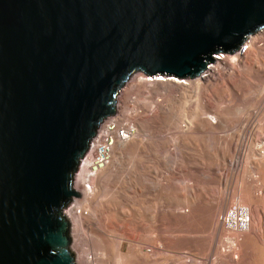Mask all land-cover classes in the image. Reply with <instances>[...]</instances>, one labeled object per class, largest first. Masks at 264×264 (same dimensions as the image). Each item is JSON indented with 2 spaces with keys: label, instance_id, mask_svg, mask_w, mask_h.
<instances>
[{
  "label": "water",
  "instance_id": "95a60500",
  "mask_svg": "<svg viewBox=\"0 0 264 264\" xmlns=\"http://www.w3.org/2000/svg\"><path fill=\"white\" fill-rule=\"evenodd\" d=\"M264 0H0V264H75L80 159L137 73L196 78Z\"/></svg>",
  "mask_w": 264,
  "mask_h": 264
},
{
  "label": "bare ground",
  "instance_id": "6f19581e",
  "mask_svg": "<svg viewBox=\"0 0 264 264\" xmlns=\"http://www.w3.org/2000/svg\"><path fill=\"white\" fill-rule=\"evenodd\" d=\"M256 35L250 37L245 51L235 52L224 58H214V64L209 65L204 73L196 78L188 77L187 80H181L182 78L155 76L149 79L141 76L142 83L140 82L141 84L137 83L132 88L130 87L131 92L137 91L141 99L145 94L144 100L146 98L150 100L149 102L143 101L144 104L142 103L141 105V108L145 111L143 115L123 103L125 105L123 107V116L129 120V124L134 128V136L129 142L116 145L113 158L104 169L95 175L85 170L82 175L78 176L77 187L74 189L80 195H83L85 203L75 205L63 213L70 224L68 236L72 247L71 250L74 257H76L75 264H160V259H163L160 256H163V251L167 248L175 252L181 263H185L182 260H186L187 255H184V257L183 254L187 250L189 252L195 251V249H200V246H202L201 244L199 245L197 237L190 236V225L191 227L193 226L192 222L197 217L200 218V221L201 219L204 221L207 232L209 230L214 234L219 233V238L226 236L225 238H236L239 241V248L237 247L239 251L233 247L230 248L232 249L231 253L229 250V253H225L224 240H218L222 241V245L219 244L220 248L216 246L217 256L219 259H224L223 261L218 260L219 263L264 264V59L262 60V57H264V52L262 51L264 49L259 45L261 38L263 39V37L259 38V36H264V31L260 32L259 36ZM245 72H249L252 75L249 74L250 77L246 78ZM253 78L263 85L260 93H258L259 91L257 94L253 91L251 93L248 88ZM159 96L168 99V102H170L167 103L168 106L165 105L164 107L163 104L162 106L160 102L155 100ZM176 101L183 104L184 107L175 108ZM188 103L191 104L189 105ZM173 106L176 110H173ZM161 122L165 123L164 126L174 130L166 127L169 131H173L171 137L169 136L170 134L168 138H164V134L161 136L160 130L164 128L163 125H160ZM199 137L212 141L214 144L222 143L225 147L222 165L220 161L221 166L218 164V168L215 171L212 170V168H215L214 165V167H210L213 172H209L210 168L207 169L203 174H205V178L209 179L203 178L204 180L201 175H197V170L195 172L189 171V169H194L190 168L193 167V162L191 161L197 162L201 160L197 159L201 155H198L199 157L190 154L189 156H187L188 154L185 155L186 151H188L185 148V144L191 145L190 141L193 142L192 140L194 139V142H196L195 139ZM196 145L194 147L198 148L199 146ZM182 146H185L186 151L184 149L182 151ZM174 150L177 153L178 151L186 152L181 157H185L192 164L190 166V163L188 165L187 162H183L184 165L190 166L189 168L186 166V170L188 169L187 171L192 172L193 176H195L194 173H196L197 177L201 176L200 180H203L204 184L213 185L217 191V197H214L213 201L210 199L212 202L205 200L208 202L205 203L202 199L203 197L201 198L199 193V195L196 194L195 189L193 192L190 190L182 198L173 199L175 203L171 212L159 214L157 213L158 211H155L157 214L154 213L156 216L153 215L154 222L151 220L152 215H149L151 209L149 210L150 212L146 209L150 180L147 174L149 171L144 170L146 168L143 167L142 162H145V165L150 159L152 161L157 160V163H159L164 156H167L166 154L174 152ZM193 152L192 149L190 153ZM178 156H175V158L180 157ZM213 156L217 159L216 154ZM130 160L133 162V167L127 164V161ZM196 162L194 163L195 165ZM128 165L132 167L133 171L136 169L139 172L134 171L136 174L132 172L133 175H131L132 173L130 174L131 171L129 172L130 175L124 172ZM184 165L182 164V171ZM202 167L204 169L203 165ZM207 167L209 166L207 165ZM125 171H129V168ZM123 172L124 174L127 173L125 174L126 176L122 175ZM210 173L214 175L213 180L210 179ZM192 174L190 175L192 176ZM162 189L161 187L160 191L165 196L168 192L165 188ZM228 190L239 194L236 196L237 194L234 195L232 192L231 194L234 196L228 200L225 196ZM132 191L135 195V199L134 197L132 199L135 201L130 200V196H128L129 192ZM206 193L208 194V192ZM168 194L172 193L169 192ZM104 198L106 199L104 200ZM234 203L243 204L250 210V229L244 233H238V235L227 234L226 231L222 230L224 228H219L221 225L219 216ZM186 205H188V208L190 206L187 211L183 210V206ZM105 212H108L106 214L112 217H110L111 220L115 218V222L120 219V221L118 220L120 224L117 225L116 223L117 226L109 228L111 222L110 226L107 227L109 223L106 224L107 221L105 223L104 220H101V218H107L108 215L105 217V214H103ZM110 218H107V220H110ZM150 220L154 224H158L159 227L163 224V221L164 223L168 221L176 228L185 227L188 234L184 238L182 237L183 239L181 238V240L175 238L166 240L165 237L161 236V230L160 233H158L159 231L157 232L158 234L154 232L158 235V238L155 236L156 234L153 235L156 237V240H154L151 236L153 234H151V230L153 232V228L155 229L157 225L152 228ZM150 227L152 228L151 230ZM170 227L169 229L167 227L165 231L170 230ZM156 229L159 230V228ZM181 231L184 230L182 229ZM205 245L211 246V244ZM199 249L198 253L202 252ZM184 250L186 251L183 253ZM210 250L206 249V252L208 253ZM250 250L253 252H250ZM237 252H239V257L242 258V260H240L241 258L239 259L241 262L235 261L234 255L238 254ZM194 256L189 258V261L186 260L188 263L185 264H202L194 259ZM215 260L213 261L215 262Z\"/></svg>",
  "mask_w": 264,
  "mask_h": 264
},
{
  "label": "rangeland",
  "instance_id": "374dc122",
  "mask_svg": "<svg viewBox=\"0 0 264 264\" xmlns=\"http://www.w3.org/2000/svg\"><path fill=\"white\" fill-rule=\"evenodd\" d=\"M257 34V35H256ZM255 35L256 36H259L258 34L259 33H256ZM254 36V35H253ZM261 37H263V39L261 38ZM259 38H261V42H260V44H261V47H262V49H264V36H259ZM259 44V45H260ZM262 52H264V50L262 51ZM229 55H231V54H228V53H218V54H216L215 55V58H217V57H221V58H224L225 56H229ZM264 59V57H262V60ZM212 64H214V63H209V65H212ZM208 65V66H209ZM204 73V72H203ZM247 74V75H246ZM249 72H245V76H246V78H248V77H250V75H252V74H250ZM141 76H143L144 78L146 77V78H152V77H155V76H159V77H164V78H176V79H181V78H178V77H171V76H167V75H154V76H148V75H146V74H143V73H137V74H135L134 76H132L131 77V79L124 85V87L121 89V93H120V95H119V97H120V101H121V105H122V107H124L125 105L124 104H127L132 110H135L136 109V111H138V112H140V114L141 115H143L144 114V109H142L141 107V105H142V103H143V101H145V102H149L150 100H148L147 98L144 100V96H146L145 94L143 95V98L141 99L140 98V96H139V94L137 93V91H132L131 92V88H132V86H134V84H139L140 82L142 83V81H141ZM181 80H187V78H182ZM255 81V82H254ZM140 83V84H141ZM262 83V82H261ZM257 84V85H256ZM264 85V84H263ZM262 84H260L259 83V81L257 80V79H252L251 81H250V83H249V85H248V88L250 89V92L251 93H255V94H257V92L258 93H260V90H262V86H263ZM259 86H261L260 88H259ZM131 87V88H130ZM264 87V86H263ZM258 88V89H257ZM253 89V90H252ZM253 91V92H252ZM129 95V96H128ZM128 97H129V100H128ZM126 98V99H125ZM137 98V99H136ZM126 100V101H125ZM155 100H157V102H160V104L162 105H164V107H165V105L166 106H168V104L167 103H170V102H168V99H166L165 97H163V96H159V98L157 97ZM159 100V101H158ZM252 100V99H251ZM140 101V102H139ZM154 101V100H153ZM124 103V104H123ZM176 103H177V101H176ZM175 103V108H183L184 106H183V104H181V103H177L176 104ZM144 104V103H143ZM172 104V103H171ZM171 104H169V105H171ZM189 105L191 104V103H188ZM193 104H195V103H193ZM162 105V106H163ZM178 105V106H177ZM188 105V106H189ZM174 106L172 107V108H174ZM177 106V107H176ZM188 106H186L187 108H189ZM173 109V110H176V109ZM179 108V109H180ZM186 108V109H187ZM130 109V110H131ZM171 112V111H170ZM163 121V120H162ZM165 122V121H164ZM162 123L161 122V124L160 125H163L164 126V124L165 123ZM168 125H170V124H168ZM162 126V127H163ZM166 127L167 126H164V128H160L159 130L161 131V136H163V134H164V138H168L169 136L171 137L172 135L171 134H173L172 132L174 131L172 128L170 129V127L168 128V129H170V130H173V131H169L168 129H166ZM170 134V135H169ZM169 135V136H168ZM199 139V140H198ZM196 138L195 139V141L196 142H194V139L192 140L193 142H191L190 141V143H191V145L190 144H185V146H182L183 148H182V151H183V149H184V151H186V150H188V151H186V152H184V153H186L185 155H187V156H189V154L190 155H194V156H196V157H199L198 155H201L199 158H197V159H201V160H198L197 162L196 161H191V162H193V167H190L192 164H191V162L188 160V159H185V157H181V156H184V153L183 152H179L178 151V153L174 150V152H169L168 154H170V153H172L171 155H168V154H166L167 156H164L161 160L162 161H160L159 163H157V160H148L147 162H146V164L144 165V163L145 162H142L143 163V167L144 168H146V169H144L145 171H149L147 174H148V177H149V186H150V189H149V192H148V195H147V201H146V209L149 211L150 209V213H149V215L151 216V220L152 221H154V216L153 215H155V214H157V213H169V212H171L172 211V209L174 208V203H175V199L176 198H179V197H183V196H185V195H187V192L189 193L190 192V190L193 192V190L196 192V194H200L201 195V198L205 201V200H209L208 202H212L213 200H214V197H217V191L214 189V186L212 185V186H210L211 184H209V186L207 185V183L206 184H204V182H203V180L204 179H209V178H205V174H203L204 172H206V170L207 169H209L210 167L212 168V167H214L215 166V168H212V170H216V168H218V164L220 165V161H221V165H222V161H223V159H222V156L225 154V147H224V145L222 144V143H216V144H214L212 141H209V140H206V139H204V138H202V137H199V138ZM201 139V140H200ZM203 139V140H202ZM170 140V139H169ZM197 141H199V142H197ZM193 143V144H192ZM196 143H197V145H196ZM199 143V144H198ZM201 144H202V146H201ZM193 145V146H192ZM194 145H196V146H199L198 148L197 147H194ZM190 147V149H189V147ZM186 148V150H185V148ZM194 147V148H193ZM192 149H193V153H195V154H193V153H190V152H192ZM198 149V150H197ZM201 152H200V151ZM173 151V150H172ZM190 151V152H189ZM201 153H199V152ZM176 152V153H175ZM224 152V153H223ZM197 153V154H196ZM181 154H183V155H181ZM207 154H209L208 156H207ZM217 155V159H215V156H213V155ZM221 154V155H220ZM181 157V159H180V157ZM170 156V157H169ZM172 156V157H171ZM175 156L177 157H179V158H175ZM182 158H183V160H182ZM184 159H185V161H184ZM213 159V160H212ZM215 159V160H214ZM131 161V160H130ZM127 161V164H129V165H131L132 167H133V162L131 161ZM155 161V162H154ZM180 161V162H179ZM212 161V162H211ZM218 161V162H217ZM161 162H162V165H161ZM179 162V163H178ZM186 163L187 162V164L189 165V163H190V166H187V165H184V163ZM196 162V165L194 164ZM217 162V163H216ZM131 163V164H130ZM178 163V164H177ZM215 163V164H214ZM173 164V165H172ZM175 164V165H174ZM176 164H177V167H176ZM182 164L184 165V168H183V171H185L184 173H183V171L181 170L182 169ZM198 164V165H197ZM217 164V165H216ZM128 165V167L127 168H125V170H127L128 168H129V171H125L124 170V172H127L128 174H129V172H130V174L133 172L134 173V171L135 172H139V171H136V169L133 171L131 168V166H129ZM147 165H148V168H147ZM152 165V166H151ZM202 165L204 166V169H202L203 167H202ZM207 165L209 166V167H207ZM212 165V166H211ZM214 165V166H213ZM220 165V166H221ZM154 166V167H153ZM157 166V168L159 169V170H161V171H159L157 168H155ZM163 168H162V167ZM186 166L189 168H194L193 170L192 169H189V171H192V172H195V170H197V175H201L202 176V179L203 180H200V178H201V176L199 177H197V175H196V173H194V175L195 176H193V174H192V172L190 173L189 171H187L186 170ZM153 167V168H152ZM179 167V168H178ZM196 167V168H195ZM206 167V168H205ZM167 168V169H166ZM174 168H177V169H174ZM198 168V169H197ZM199 168H200V170H199ZM211 168H210V170H209V172L211 171V172H213L212 170H211ZM150 169H152V170H150ZM168 169H169V172H168ZM180 169V170H179ZM154 170V171H153ZM171 170H172V172H175V173H172L171 172ZM156 171V172H155ZM200 171H203V172H200ZM124 172H123V174L122 173H120V174H122V175H125V174H127V173H125L124 174ZM178 172V173H177ZM189 172V173H188ZM133 173L131 174V175H133ZM187 173V174H186ZM202 173V174H201ZM129 174V175H130ZM134 174H136V173H134ZM185 174V175H184ZM190 174H192V176L194 177H192ZM211 174V173H210ZM209 174V175H210ZM121 175V176H122ZM208 175V174H207ZM126 176V175H125ZM212 178H214V175L213 174H211L210 175V179H212ZM168 179V180H167ZM183 179V180H182ZM196 180V182H195V180ZM199 180H200V182H199ZM213 180V179H212ZM211 180V181H212ZM158 181H160V182H158ZM181 181V182H180ZM194 181V182H193ZM198 181V182H197ZM78 182V181H77ZM76 182V183H77ZM197 184V185H196ZM158 185V186H157ZM170 185V186H169ZM207 185V186H206ZM167 186V187H166ZM75 187H77L76 186V184L74 185V188ZM161 187L164 189H166L167 190V192L169 193H172V194H168V193H166V195L164 196V193L162 192V191H160L161 190ZM174 187V188H173ZM193 187V188H192ZM195 187V188H194ZM213 188V189H212ZM76 189V188H75ZM162 189V190H163ZM170 190V191H169ZM214 190V191H213ZM212 193H211V192ZM161 192V193H160ZM175 192V193H174ZM206 192H208V194L206 193ZM215 192H216V194H215ZM229 193V195H227L228 193ZM234 193V195H236V196H238V194L239 193H235V191H232V190H230V192H229V190L228 191H226V197H227V199L229 200V199H231L233 196H232V194L231 193ZM206 193V194H205ZM198 194V195H199ZM109 195V194H108ZM133 195V196H132ZM179 195V196H178ZM128 196H130V200H132V201H135L134 199H135V195H134V192L132 191V192H129V194H128ZM149 196V197H148ZM162 196H163V199H162ZM210 196V197H209ZM132 197H134V199H132ZM164 197H166V198H164ZM107 198V200L109 199L108 198V196L106 197ZM106 198H104V200L106 199ZM149 198V199H148ZM170 198V199H169ZM175 198V199H174ZM155 199V200H154ZM167 201H166V200ZM174 199V200H173ZM210 199L212 200V201H210ZM155 201V202H154ZM160 201V202H159ZM170 201H173V202H170ZM147 202H148V204H147ZM158 202V203H157ZM207 201H205V203H208ZM85 203V198L83 197V195H81L80 197H78V198H74V200H73V202L71 203V205L67 208V209H65V211H67V210H69L71 207H73V206H75V205H78V204H84ZM154 203V204H153ZM130 205H132L131 203H130ZM156 208V209H155ZM189 208H190V206H189ZM188 208V205H186V206H183V210H188L189 209ZM161 210V211H160ZM155 211H158L157 213L155 212ZM106 213H108V212H105V213H103V214H105V217L108 215V214H106ZM155 213V214H154ZM104 216V215H103ZM102 216V217H103ZM156 216V215H155ZM111 216H107V218L109 219ZM220 217V216H219ZM107 218H105V219H103V218H101V220L103 221L104 220V222L106 223V221H107V223L106 224H108L109 223V225H107V227L108 226H110V223H111V226L109 227V228H111V227H115V226H117L118 224H120L119 222H118V220L120 221V219H118L116 222H115V218H114V220L112 219L111 220V218H110V220H107ZM198 218V217H197ZM195 219L193 222H192V227H191V225H190V229H191V234H190V236H193V237H197L196 239L197 240H199V245L201 244L202 246H200L201 248L199 249L198 247H199V245H198V249L199 250H202V252L200 253H198V249H195V251L193 250V251H191V252H193V253H191V252H189L188 250H187V252H185L186 250H184L183 251V256L185 255H187L186 256V260L187 261H189L188 259L189 258H193V256H194V259H196L199 263H202V264H205V263H209V262H211V263H209V264H222V262H220L219 263V261H223L224 259H219L218 258V256H217V250H216V246H217V248L220 246L219 244H221V242L220 241H218L219 239H223L224 240V243H225V246H226V252L225 253H231V251H232V249H230V248H233V247H235L236 249H237V247L239 248V241H238V239H230V238H225L224 236H221L220 238H219V233H216V234H214V233H211L209 230H208V232H207V230L205 229L206 227H205V223H204V221L201 219V221L199 220L200 218H198V219ZM150 220V226L153 228V227H155L156 225V227H155V229L156 228H159V230H155L154 228H153V232H152V228L150 227V230H151V236L153 237V239L154 240H156V237L158 236L157 234L158 233H160V231H161V236L162 237H165V239L166 240H169V239H173V238H175V239H179V240H181V238L183 237H185L187 234H188V231H186V229H185V227L183 228V227H181L184 231H181L180 232V230H182L180 227H175L174 225H172L171 223H168V221H166L165 223H164V221H163V226L162 225H160V227H159V225L158 224H154L152 221ZM155 222V221H154ZM113 223H115V224H113ZM116 223H117V225H116ZM167 223V225L165 226V224ZM112 224H113V226H112ZM154 224V225H153ZM171 224V225H170ZM169 225V226H168ZM171 226V227H170ZM164 229H163V228ZM167 227H168V229H169V227H170V230H168V231H165V230H167ZM202 227V228H201ZM171 228H173V229H171ZM178 228H180V229H178ZM202 230H201V229ZM219 228H223L221 225L219 226ZM194 230V231H193ZM198 230V231H197ZM223 231H226L225 229H222ZM159 231V232H158ZM164 231H165V233H164ZM177 231V232H176ZM179 231V232H178ZM154 232H158L157 234L156 233H154ZM171 233V234H170ZM181 233H182V235H181ZM206 233L208 234L207 236H206ZM209 233H211V234H209ZM227 234H228V232H226ZM156 234V235H155ZM184 234V235H183ZM236 235H238V233H235ZM153 235H155V236H153ZM196 235V236H195ZM239 235H241V234H239ZM243 235V234H242ZM174 236V237H173ZM178 236V238H176ZM180 236V237H179ZM206 236V237H205ZM214 236H215V238H214ZM218 237V238H217ZM158 238V237H157ZM182 238V239H183ZM199 238V239H198ZM201 238V239H200ZM209 240H208V239ZM214 238V239H213ZM241 238V237H240ZM213 239V240H212ZM201 240H205L204 242L202 241L201 242ZM234 240H235V242H234ZM208 241V242H207ZM231 241V242H230ZM236 241H237V243H236ZM201 242V243H200ZM210 242V243H209ZM220 242V243H219ZM211 244V246L210 245H205V244ZM230 243V244H229ZM232 243V244H231ZM235 244H236V246H235ZM222 245V244H221ZM229 245V246H228ZM238 245V246H237ZM204 246H205V248H204ZM208 246H209V248H208ZM214 246V247H213ZM231 246V247H230ZM212 247H213V249H212ZM220 248V247H219ZM72 249V247H71V245H70V251L72 252V254H73V251L71 250ZM206 249H208V251L210 250V252H206ZM197 250V251H196ZM228 250H229V252H228ZM237 251H239L238 249H237ZM205 252V253H204ZM215 252H216V254H215ZM250 252H253V251H251L250 250ZM256 253H257V251H255ZM191 253V254H190ZM197 253V254H196ZM213 253V254H212ZM238 254H236V255H234V258H235V261H237V262H241L240 260H242V258L241 257H239V252H237ZM193 254V255H192ZM205 254H207V255H205ZM209 254H210V256H209ZM74 255V254H73ZM214 255V256H213ZM184 256V257H185ZM189 256V257H188ZM208 258H207V257ZM216 256V257H215ZM160 257H162L163 259H164V261H163V259H160L161 260V262H160V264H185V263H188L186 260H182L183 262H185V263H181V260H179L178 259V257H176V255H175V252H173L171 249H169V248H167V249H165L164 251H163V256L161 255ZM204 257H206L205 259H204ZM75 258V263H76V257H74ZM168 258V259H167ZM210 258V259H209ZM241 258V259H240ZM178 259V260H177ZM216 259V260H215ZM240 259V260H239ZM200 260H201V262H200ZM205 260H206V262H205ZM213 260H215V262L213 261ZM219 260V261H218ZM163 261V262H162ZM214 263H213V262ZM167 262V263H166ZM250 262H252V261H250ZM207 263V264H208ZM225 262H223V264H224ZM78 264V263H77ZM194 264H196V263H194ZM198 264V263H197Z\"/></svg>",
  "mask_w": 264,
  "mask_h": 264
},
{
  "label": "built area",
  "instance_id": "2783aa9c",
  "mask_svg": "<svg viewBox=\"0 0 264 264\" xmlns=\"http://www.w3.org/2000/svg\"><path fill=\"white\" fill-rule=\"evenodd\" d=\"M262 31L264 29L258 33ZM252 36L248 37L240 51L246 50V44ZM119 95L116 99L114 114L106 117L99 124L95 135L89 143L88 150L80 159L78 170L74 177V185L83 171L88 170L92 175H95L109 165L116 145L129 142L135 134V130L129 124V120L123 116V107ZM219 222L228 233H244L250 229V210L243 204L234 203L220 215Z\"/></svg>",
  "mask_w": 264,
  "mask_h": 264
}]
</instances>
